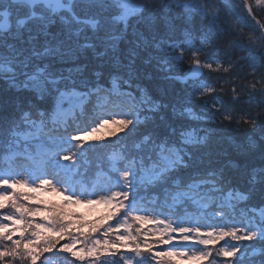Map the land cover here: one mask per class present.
Here are the masks:
<instances>
[{
	"label": "snow or ice",
	"instance_id": "6c2138e0",
	"mask_svg": "<svg viewBox=\"0 0 264 264\" xmlns=\"http://www.w3.org/2000/svg\"><path fill=\"white\" fill-rule=\"evenodd\" d=\"M184 260L264 264V0H0V264Z\"/></svg>",
	"mask_w": 264,
	"mask_h": 264
},
{
	"label": "trees",
	"instance_id": "16d2710c",
	"mask_svg": "<svg viewBox=\"0 0 264 264\" xmlns=\"http://www.w3.org/2000/svg\"><path fill=\"white\" fill-rule=\"evenodd\" d=\"M105 131H106V129H105ZM103 134H104V132L101 133L100 135H103ZM41 198L48 200V201H52V200L60 201V200H62V197L49 196V195L44 194V193L41 194ZM76 210L79 212L85 213L89 219H93L95 216L99 215L101 213V211H103V206H98L95 209H88V208H85L83 206H78L76 208ZM194 263L198 264V262H196V261H188V262L185 261V262H183V264H194Z\"/></svg>",
	"mask_w": 264,
	"mask_h": 264
},
{
	"label": "rangeland",
	"instance_id": "374dc122",
	"mask_svg": "<svg viewBox=\"0 0 264 264\" xmlns=\"http://www.w3.org/2000/svg\"><path fill=\"white\" fill-rule=\"evenodd\" d=\"M103 132H105V130H102V132L101 133H103ZM100 133V134H101ZM44 194H47V195H49V196H54V197H60L59 195H57V194H55V193H51V192H49V193H44ZM96 215V214H95ZM185 261H189V260H184L183 262H185ZM194 264H196V263H194Z\"/></svg>",
	"mask_w": 264,
	"mask_h": 264
}]
</instances>
